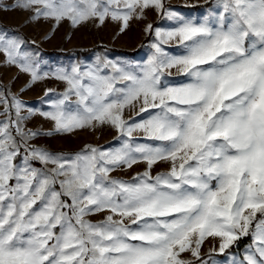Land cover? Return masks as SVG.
Instances as JSON below:
<instances>
[{"label": "snow or ice", "instance_id": "snow-or-ice-1", "mask_svg": "<svg viewBox=\"0 0 264 264\" xmlns=\"http://www.w3.org/2000/svg\"><path fill=\"white\" fill-rule=\"evenodd\" d=\"M206 3L197 17L164 0L10 6L51 21L53 31L111 20L124 32L149 9L171 25L146 24L143 64L97 56L53 71L41 70L39 52L26 51L18 33L0 30L4 63L28 74L29 87L49 78L65 85L44 91L46 110L0 86V264H264V0ZM170 42L176 53L164 47ZM173 69L180 79H169ZM126 109L134 115L125 118ZM37 114L52 130L25 128ZM105 126L116 133L108 148L65 153L31 143ZM138 163L144 171L128 180L111 176ZM161 163L168 170L153 175ZM98 213L107 215L89 219ZM209 237L218 249L202 256ZM244 237L242 254L213 258Z\"/></svg>", "mask_w": 264, "mask_h": 264}, {"label": "rangeland", "instance_id": "rangeland-1", "mask_svg": "<svg viewBox=\"0 0 264 264\" xmlns=\"http://www.w3.org/2000/svg\"><path fill=\"white\" fill-rule=\"evenodd\" d=\"M169 4H178L190 6L196 3L205 2L206 0H164ZM15 3V0H0V30H7L9 32H16L24 38L28 43L26 44V51H38L39 59L41 60L42 71H53L57 68L64 67L70 69L74 63H81L82 65H90L95 63L97 56L107 57L109 60L119 61L122 63H130L133 65L143 64L150 49L148 43H145L141 51L136 55H128L125 53H115L107 51H95L89 55L76 57V56H60L47 54L44 50H69V49H86L96 45L104 44L114 46L125 50L136 49L141 42L146 38L144 28L148 23L156 22L161 15L154 9L146 10L145 19L133 18L129 22V27L120 32V25L117 22L107 20L102 26H97L94 22H89L73 29L68 22H63L59 27L53 31V23L51 21H30V12L25 10H11L10 6ZM4 7H9V10H3ZM169 8L177 11L187 17H197L203 14L207 8L200 10L185 9L176 6H169ZM171 22L162 17L155 26L161 29L170 27ZM154 26V27H155ZM119 33V34H118ZM50 37V38H47ZM151 39V38H150ZM36 41V44L30 43ZM172 53L178 51L176 43L170 42L164 46ZM4 57L0 54V86H10L11 92L19 96L22 102L27 107L34 109L46 110L48 105L42 103L44 98V91L48 88L54 89L57 92H62L65 85L55 79H45L38 81L35 84L28 86L30 76L26 73H21L15 66H8L4 63ZM172 76L169 79H180L176 75L175 69L171 70ZM21 89H25L21 92ZM26 114V113H22ZM134 115V110L126 109L125 118ZM3 117H0L2 119ZM25 128L33 131L47 132L52 130L53 122L46 120L39 114L32 116L25 121ZM116 133L114 130L103 127L98 130L77 131L74 134H56L51 137L39 136L31 141L37 147H44L51 151H63L65 153H72L79 150L84 144L98 145L103 148H108L109 145L114 144V137ZM39 167V165H36ZM146 165L138 163L133 165L131 169L116 170L111 173L114 178L128 180L138 172H143ZM168 170V165L159 164L154 166L153 175L158 172ZM107 213H98L90 216L89 219L93 222L103 220ZM219 241L217 238H207L202 247V256L209 253L210 249L216 247L218 249ZM246 247V246H245ZM243 248V250L245 249ZM243 250L241 254L243 253ZM237 253L239 252H230ZM213 258L217 261L225 262L229 259L228 253L225 256H215ZM187 256V254H184Z\"/></svg>", "mask_w": 264, "mask_h": 264}, {"label": "trees", "instance_id": "trees-1", "mask_svg": "<svg viewBox=\"0 0 264 264\" xmlns=\"http://www.w3.org/2000/svg\"><path fill=\"white\" fill-rule=\"evenodd\" d=\"M164 2H165L166 7L176 6V7H180V8L193 9V10H200L203 8H207L206 1L196 3V4L190 5V6L178 5V4L172 5V4L167 3L166 1H164ZM161 20H162V16L156 22H154L153 25L155 26ZM150 38H151L150 36H146V38L141 42V44L134 50H125V49H120V48H117L114 46H108V45L100 44V45H96V46H93L91 48H86V49L44 50V52L47 54H52V55L76 56L78 58L81 56L89 55L95 51H107V52H115V53H125L128 55H136L141 51V49L143 48L145 43H147L150 40ZM37 165H39V164H37ZM249 243H250V238L244 237L240 241H238V247L233 246L232 248L226 250L225 254H216L215 256L222 257V256H225L227 253H230V252H239L241 254L243 248L246 245H248Z\"/></svg>", "mask_w": 264, "mask_h": 264}]
</instances>
